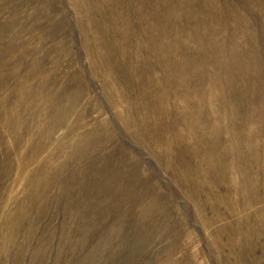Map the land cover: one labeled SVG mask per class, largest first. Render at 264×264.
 <instances>
[{
  "label": "rangeland",
  "instance_id": "374dc122",
  "mask_svg": "<svg viewBox=\"0 0 264 264\" xmlns=\"http://www.w3.org/2000/svg\"><path fill=\"white\" fill-rule=\"evenodd\" d=\"M0 264H264V0H0Z\"/></svg>",
  "mask_w": 264,
  "mask_h": 264
}]
</instances>
